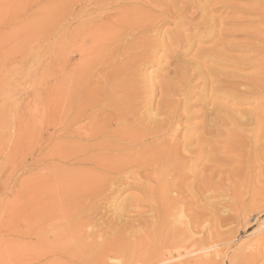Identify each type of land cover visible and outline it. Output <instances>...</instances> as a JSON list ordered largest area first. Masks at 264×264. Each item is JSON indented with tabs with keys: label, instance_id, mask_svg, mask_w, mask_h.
<instances>
[{
	"label": "bare ground",
	"instance_id": "bare-ground-1",
	"mask_svg": "<svg viewBox=\"0 0 264 264\" xmlns=\"http://www.w3.org/2000/svg\"><path fill=\"white\" fill-rule=\"evenodd\" d=\"M198 7L196 0L60 3L58 29L65 17L76 26L70 36L54 39L52 104L32 111L22 125L25 162L34 159L26 166L36 172L19 184L21 239L10 243L7 264H107L120 257L127 264L211 263L208 243L202 249L194 239V221L221 226L243 217L254 192L264 190V108L242 112L228 105L253 96L257 107L264 103V45L250 58L232 59L237 69L260 67L248 75L170 50L171 73L159 85H146L159 50L185 47L190 35L181 27L196 26L197 10L186 13ZM169 22L173 27L163 29ZM198 22L213 19L206 14ZM211 53L220 63L231 57L220 49ZM214 82L209 96L226 101L204 96L201 110L192 111L191 88ZM197 117L203 120L191 124ZM229 138H236L234 147ZM234 152L238 162L231 168ZM126 191L133 194L112 213L113 201ZM221 193L229 204L209 200ZM191 203L195 207L187 208ZM198 251L204 254L195 262ZM184 252L194 258L183 259Z\"/></svg>",
	"mask_w": 264,
	"mask_h": 264
},
{
	"label": "rangeland",
	"instance_id": "rangeland-1",
	"mask_svg": "<svg viewBox=\"0 0 264 264\" xmlns=\"http://www.w3.org/2000/svg\"><path fill=\"white\" fill-rule=\"evenodd\" d=\"M62 1L64 0H0V264H7L6 255L10 243L17 245L21 239L20 228L18 229L21 222L19 210L21 194L19 195L18 191L21 193L19 189L23 178L31 177L36 172V169L31 168V172V169L26 166L28 163H33L34 159L31 157L32 159L30 158L28 162H25L26 145L22 138V125L24 120L30 117L32 111H43L44 108L52 104L55 64L54 39L58 33L70 36V32L76 26L75 23H72L73 18L71 20L70 17H65L58 29L55 22V12L59 9ZM196 4L199 5L197 9L190 8L186 13L190 15L192 11L197 10L198 17L194 20L196 26H192V30L181 27V32L184 35H190V39L183 43L185 47L181 46V48L177 44H171L172 46L170 45L168 49L159 50L160 61L155 65L148 66V71L152 70L153 75L150 79L148 77L149 80H147L146 85L148 83L159 85L171 73L173 53L170 50H180V52L185 53L183 56L186 59H192L191 61L195 59L208 68L217 67L246 75L254 73L258 70L257 68H260L237 69L238 67L232 62L236 60V57L242 59L256 55L259 52L256 53L255 47L262 49L261 46L264 45V0H196ZM207 6L208 10H206ZM206 14L213 19V22L204 25L199 24L198 21H201ZM165 24L163 29L173 27L170 22ZM67 29L68 33H65ZM230 35L232 36L229 37ZM227 44H231V48L223 49L222 46L225 45L226 47ZM187 47L190 49L187 50ZM219 49L220 52L224 50L225 54H228L227 57L231 56L228 64L220 63L219 60H210L214 56L211 52L213 50L219 51ZM69 55L64 57L65 61L70 59L71 55L70 57ZM206 55L207 58L201 57ZM233 58L234 60H232ZM78 59V56L72 55L71 61L74 62L75 60L76 63ZM209 84L199 83L191 88L193 97L189 102L196 104H192V111L201 110V99L204 96L215 103L226 101L222 97H217V93L212 97L209 96L211 88L217 86L218 83ZM253 97L248 101L245 100L246 102L239 103L233 99L228 102V105L233 104L236 110L242 112L264 108V103L259 105L260 108L257 107ZM241 116L244 119L247 118L246 114H241ZM201 120L203 118L197 117L191 119L190 122L194 125ZM52 131V128L49 129V133ZM199 131L201 132L202 129L198 128L195 134ZM229 141L230 145L234 147L236 138H229ZM47 150L48 148L44 152ZM43 154H38L36 151L35 157L41 158ZM230 156L233 158V162L231 163L232 166H229L233 168L238 162L236 160L237 153H231ZM202 164L203 162L199 168ZM132 194L128 191L121 193L117 197L118 199L113 201L111 212L122 210L126 204L125 199H129ZM212 197L209 200H212L213 203H230L229 197L225 193ZM16 199L18 200L16 201ZM9 203L11 204L9 205ZM248 205L243 212V217L221 226L210 224L200 218L199 221L196 219L192 224L193 226L190 227L197 233L194 235V239L196 242L199 241V248L201 245H203L202 249L208 247L206 250H209L207 251L208 258L211 259L212 264H217L218 261V264H264V190L260 193L254 192V198L248 201ZM189 207L194 208L195 204L191 203L187 206V208ZM111 212L109 211L108 214L110 218L113 217ZM188 212L190 210H187ZM202 254H204L203 251L197 252L195 262L202 259ZM184 255H186L185 252ZM192 258L188 255L183 257V259L190 260ZM176 262L177 260L174 259V263ZM15 264L19 263L15 262ZM107 264H127V262L120 257V260L111 259Z\"/></svg>",
	"mask_w": 264,
	"mask_h": 264
}]
</instances>
